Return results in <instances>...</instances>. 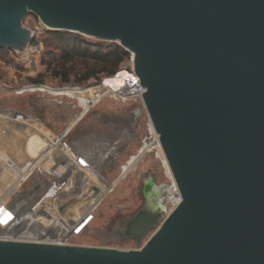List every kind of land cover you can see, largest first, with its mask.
I'll return each mask as SVG.
<instances>
[{
    "label": "water",
    "instance_id": "obj_1",
    "mask_svg": "<svg viewBox=\"0 0 264 264\" xmlns=\"http://www.w3.org/2000/svg\"><path fill=\"white\" fill-rule=\"evenodd\" d=\"M29 16L132 55L182 201L138 250L0 240V264H264V0H0V50H27Z\"/></svg>",
    "mask_w": 264,
    "mask_h": 264
},
{
    "label": "rangeland",
    "instance_id": "obj_2",
    "mask_svg": "<svg viewBox=\"0 0 264 264\" xmlns=\"http://www.w3.org/2000/svg\"><path fill=\"white\" fill-rule=\"evenodd\" d=\"M23 26L34 33L36 42L24 53H0V109L7 111L6 113L25 115L39 125V128L27 131L30 132L29 141L25 144L27 150L30 142L36 150L40 148L44 152L43 159H46L55 150L54 144L58 142L56 138L61 139L63 136L64 147H69L80 158L88 157L90 167L98 171L101 179L89 194L88 200L79 204L77 201L88 190L82 185L85 172H80L75 184L63 200H58L59 202L53 201L48 193L49 188L36 220L42 225L41 229L32 222L36 215L31 213L21 214L30 215L22 226L26 231L37 233V230H48L49 233L45 235L53 240H62L72 233L66 240L67 245L138 250L156 227L147 232L139 244L122 239L119 231L124 221L142 208L140 181L150 174L158 185L163 184L166 182L168 170L158 142L155 143L152 139L153 129L142 102L119 100L115 93L118 89L113 84L114 76L90 80L82 86H75L71 78L69 85H60L59 81L52 77V70L47 69L45 65V62L51 61V58L45 56L51 50L46 40L48 30L32 16L25 18ZM82 39L89 43L109 45L108 42L91 38ZM130 65L129 60L119 70L127 72ZM94 88H98L97 93H93ZM124 121H131L130 125L124 126ZM41 136L47 138L44 144L40 141ZM16 141L0 135V149L3 147L4 150H22L21 145L16 146ZM147 142L151 143V147L140 160H136ZM0 157L4 161L9 160L3 150ZM100 157L104 160L97 166ZM43 159L27 172L16 171L15 176L6 173L4 167L0 166V193L13 183L3 198L18 187L29 174L40 171L44 166ZM53 171L40 172L50 177ZM51 181L45 178V188ZM30 183L24 182L18 191L29 190ZM45 188L39 191L38 196L42 195ZM166 215L160 216L159 224ZM52 218L56 222L49 223ZM56 224L58 225L55 229H47L54 228Z\"/></svg>",
    "mask_w": 264,
    "mask_h": 264
},
{
    "label": "trees",
    "instance_id": "obj_3",
    "mask_svg": "<svg viewBox=\"0 0 264 264\" xmlns=\"http://www.w3.org/2000/svg\"><path fill=\"white\" fill-rule=\"evenodd\" d=\"M47 34V45L51 50L45 56L51 61L45 65L52 70V77L60 85H69L71 78L75 86H82L90 80L114 78L123 72L119 69L130 59V54L116 43H89L80 35L64 32L48 31ZM35 42L34 38L30 46ZM3 52L9 51L0 50Z\"/></svg>",
    "mask_w": 264,
    "mask_h": 264
},
{
    "label": "built area",
    "instance_id": "obj_4",
    "mask_svg": "<svg viewBox=\"0 0 264 264\" xmlns=\"http://www.w3.org/2000/svg\"><path fill=\"white\" fill-rule=\"evenodd\" d=\"M129 60H130L131 65L127 68V72L132 76L131 81L126 82V84H124L122 88L118 89L117 92L115 90L114 91L117 94L119 100H122V101H132V100L141 101V96H142L141 94H143L144 89L141 88L138 78L134 75V73L132 71V55L131 54H130ZM152 136H153L152 139L155 140V143L158 142V136L155 134L154 131H153ZM158 145H159V142H158ZM149 147H151V143L147 142L146 147L140 151V154L138 155L136 160L141 159V157H143L145 155V153ZM34 173H37L40 176L42 175L39 170H36L31 175H33ZM31 175H29L24 182H26ZM39 182L42 185L41 180ZM22 184H20L18 187L13 189L11 191V194L9 193V195H7L5 198H3L0 201V240L13 241V242L67 245L66 240L72 233L67 238L62 239V240H55V239L53 240L49 237L43 238L41 236L29 237L23 231L24 227L22 226L25 219L29 218L30 215L27 216V215H21V214H24L25 212H27V213L31 212L32 214L36 215L33 217L34 219L32 220V222L35 223V226L40 227V229H41L42 225L40 224L39 221H36L38 219L37 215H38V212L41 208L40 205L42 203V199L44 200L45 198H47L46 192L49 188L55 187V182L51 181V184L47 188H45L42 195L40 197H38L37 199H33L28 203L17 202L11 208H7L5 205L9 199V197L11 195H15L17 192H19L18 190L22 186ZM162 193L164 195L166 208H167V211L169 214L176 207H178L182 201L181 195L178 191V188H177L169 170H167V172H166V182L164 183ZM36 209H37V211H35ZM8 214L11 215L10 219L5 221V223L2 222L3 217L5 215L9 216ZM24 230H25V228H24ZM49 239H51V240H49Z\"/></svg>",
    "mask_w": 264,
    "mask_h": 264
},
{
    "label": "flooded vegetation",
    "instance_id": "obj_5",
    "mask_svg": "<svg viewBox=\"0 0 264 264\" xmlns=\"http://www.w3.org/2000/svg\"><path fill=\"white\" fill-rule=\"evenodd\" d=\"M9 117H10V119L9 118L8 119H9V121H11V123L17 122V123H22V124L26 125L27 131L33 130L37 127L39 128V125H37L30 118L20 116L17 114H13V116H9ZM0 118L2 119L1 115H0ZM130 122L131 121H128V122L124 121L123 125L129 126ZM28 133H29L28 135H30V132H28ZM31 135H32V133H31ZM63 138L64 137L62 136V138L58 139V142L54 144L55 151L56 152L59 151L58 152L59 157L62 155V153L65 150V147H64L63 142H62ZM28 151H29V153H33L36 151V148H34L32 143H30V142L28 144ZM111 151H113L112 148H111ZM0 152H1V150H0ZM139 154H140V152H139ZM70 156H71V154H70ZM57 157H58V155H57ZM103 160L104 159L102 157H100L98 160L97 166L101 165ZM89 161L90 160L87 157L80 158L79 156L74 155L73 162H72L71 167H70V171L75 169L76 167H78V169L76 171L77 173L75 176V180L78 177V175L80 174V172H85L87 174L88 169L91 168L89 165ZM57 164H58V166L56 164H55V166H52L51 164H44V166L42 167V169H40V171H47V170L53 171L54 170L53 173H55L56 171H59L63 166L62 161H60V163L57 162ZM32 167H33V164L27 165V167H23L20 172H27V171L31 170ZM63 169H64V167H63ZM91 169H93V168H91ZM99 179H100V177H99ZM151 184L153 186H151ZM163 187H164V183L158 185L155 182L153 176L150 174L147 175L144 179H142L140 181L139 195L142 199V208L135 215H133L132 217H130L129 219L124 221V223L121 227V230L119 231V235L121 236L122 239H126V240L128 239V240L133 241L134 243H137V238H138L137 236L139 235L141 229L145 226V222L143 221L142 215H153L155 217V222H154L155 226H156V224L159 223L160 216L166 215L167 208H166V204H165L164 195L162 193ZM155 226H153V227L151 226L147 232H149L151 229L155 228Z\"/></svg>",
    "mask_w": 264,
    "mask_h": 264
},
{
    "label": "crops",
    "instance_id": "obj_6",
    "mask_svg": "<svg viewBox=\"0 0 264 264\" xmlns=\"http://www.w3.org/2000/svg\"><path fill=\"white\" fill-rule=\"evenodd\" d=\"M6 112L7 111L0 109V115L4 114ZM18 115L27 117V116L22 115V114H18ZM0 135H4L5 137H8L9 140L16 139L17 140L16 146L21 145L20 149H22V150H17L15 148H11V149L4 150L3 147L1 146L2 148L0 150H3L5 152V156L10 160L9 161L6 159L4 161V159L0 157V166L4 167L6 173H9V174H12L15 176L16 171L17 172L21 171V169L23 167H27V165H30V164L36 165L39 161H42V159L44 157V152L41 151L40 148L33 153H29V151L25 147L26 146L25 144L29 141V139H28L29 135H28L27 130H26V125H24L22 123H17V122H14V123L5 122L4 120H2L0 118ZM10 136H11V138H10ZM40 139H42V140H40V141H42L41 143L44 144V141H46L47 138L41 136ZM56 139H60V138L58 137ZM47 141H48L47 143H49V140H47ZM70 154L72 157L70 156ZM57 155L59 157L58 152H56L55 150L52 151L51 156L47 157L46 159H43L44 161L42 164H51L52 166H55V164H56L58 166L57 162L60 163V161H62L63 166L62 165L61 166L64 167V171H67V172H65L63 174L64 177L61 176V178L59 180L63 181L64 180L63 178H65V180L63 181V182H65L64 184H66L68 182L67 185H69L71 183L70 181L72 180L71 179L72 177H70L69 171H70L71 164L73 162L74 155H76V154L73 153V151H71L70 148L68 147L67 149L64 150L62 155L60 154L61 156L59 158L57 157ZM31 174H29V175H31ZM33 175H31L27 180V181L31 182L30 183V189L34 185V182L32 180ZM38 178H39L38 180L39 181L41 180V182H42L40 189L45 188V185H46L45 178H49L52 181L54 180V177H51V176L48 177L47 175H43V174L41 176L38 175ZM56 180H58V179H56ZM12 184L13 183L9 184V186L3 192L0 193V199H2L4 197V195L10 190V187L12 186ZM39 191L35 194V196H37V197L34 196L32 198V200L40 197V196H38V193H40ZM25 213H27V212H25Z\"/></svg>",
    "mask_w": 264,
    "mask_h": 264
},
{
    "label": "bare ground",
    "instance_id": "obj_7",
    "mask_svg": "<svg viewBox=\"0 0 264 264\" xmlns=\"http://www.w3.org/2000/svg\"><path fill=\"white\" fill-rule=\"evenodd\" d=\"M131 78L132 76L126 72L125 70H123V73L117 75L114 79H113V84L114 86L116 87V89H120L123 87L124 84H126V82H130L131 81ZM98 91V88H94L93 90V93H97ZM2 116V120H4L5 122H11L9 121L10 117L9 116H13V113H4L1 115ZM9 118V119H8ZM62 138V137H61ZM65 149H67L65 147ZM59 152V151H58ZM88 158V157H87ZM90 160V159H89ZM83 161V160H82ZM100 163V162H99ZM63 168V167H62ZM78 167H76L75 169L69 171L70 172V177H72L71 179V183L69 185L64 184L65 182H63L65 180V178H63V174L67 171H64V169H60L59 171H56L55 173H53L51 175V177H54V180L55 181V187L53 188H50L49 190V194L51 195L53 201L56 200L57 202L60 201V199L62 198V200L64 199L65 195L67 194V192H69V190L71 189V187L75 184L76 180H75V176H76V171H77ZM61 176H63L62 178L64 179L63 181L62 180H59L61 178ZM59 177V178H58ZM100 175L98 173L97 170H94L89 168L88 171H87V174L83 177L82 179V185H83V188L84 189H88L86 190V194L80 198L78 201H77V204L80 203H83L85 201L88 200L89 198V194L97 187V185L99 184V179ZM58 180H56V179ZM68 179V178H67ZM67 181V180H66ZM69 181V180H68ZM43 200V199H42ZM59 200V201H58ZM55 202V201H54ZM37 211V209L35 210ZM31 212H28L27 214H30ZM32 214V213H31ZM9 216L5 215L2 219V222L5 223V221L9 220L10 219V214H8ZM33 216V215H31ZM28 219V218H27ZM52 221H55L54 218H52L50 221H48L49 223H51ZM56 222V221H55ZM53 225V224H52ZM58 224L55 225L54 228H47V229H55L57 227ZM31 227V226H30ZM51 227V226H50ZM33 229V228H32ZM23 231L25 232V234H30V235H42L41 237H48L46 236L45 234L46 233H49L48 230H37L39 231L38 233L37 232H32V231H26L23 229ZM44 234V235H43ZM36 237V236H35ZM50 238V237H49ZM65 239V238H63ZM50 240V239H49Z\"/></svg>",
    "mask_w": 264,
    "mask_h": 264
}]
</instances>
